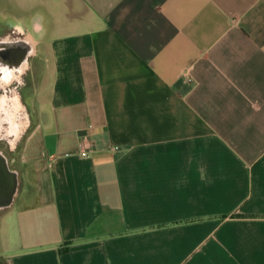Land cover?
Wrapping results in <instances>:
<instances>
[{
    "label": "crops",
    "instance_id": "1",
    "mask_svg": "<svg viewBox=\"0 0 264 264\" xmlns=\"http://www.w3.org/2000/svg\"><path fill=\"white\" fill-rule=\"evenodd\" d=\"M3 28L0 264H264V0H0Z\"/></svg>",
    "mask_w": 264,
    "mask_h": 264
},
{
    "label": "rangeland",
    "instance_id": "2",
    "mask_svg": "<svg viewBox=\"0 0 264 264\" xmlns=\"http://www.w3.org/2000/svg\"><path fill=\"white\" fill-rule=\"evenodd\" d=\"M13 31L14 30L9 28H3L0 29V34H5L7 32L8 35H4L2 37L4 38L6 36L9 38L10 34L12 35L15 33ZM2 37H0V39H2ZM1 67H0V86L1 89L3 90V94L2 96H0V129H1L0 132L1 134H5L11 132L12 127L13 126L16 127L15 125L17 126L19 125L20 127L21 125L23 126L24 124L25 126L26 115H25V109L22 105L23 100L19 95L20 85H22L21 73L18 74L19 71H17V75H14L12 79L13 81L11 80L12 82L10 81L8 83H4L3 82L4 71ZM12 67H16V66L8 65L6 68L7 71L12 73V71L14 70L12 69ZM15 81L18 87L12 88L10 85ZM0 147L6 152V154L8 155L11 154V151H9L6 148L4 143L0 142ZM2 249H3V235L0 228V261H1V256L3 254Z\"/></svg>",
    "mask_w": 264,
    "mask_h": 264
},
{
    "label": "water",
    "instance_id": "3",
    "mask_svg": "<svg viewBox=\"0 0 264 264\" xmlns=\"http://www.w3.org/2000/svg\"><path fill=\"white\" fill-rule=\"evenodd\" d=\"M9 43H14L9 41ZM19 42L16 41L14 44H16L15 47H4V49L0 50V54L3 56L1 58L4 59V62H6V65H20V60H18V55L16 54V51L18 50V44ZM14 54L17 55L14 58ZM20 55V54H19ZM18 190V175L17 172L10 168L7 158L4 155L2 151H0V210L5 209L9 207L13 199L16 195V192Z\"/></svg>",
    "mask_w": 264,
    "mask_h": 264
},
{
    "label": "flooded vegetation",
    "instance_id": "4",
    "mask_svg": "<svg viewBox=\"0 0 264 264\" xmlns=\"http://www.w3.org/2000/svg\"><path fill=\"white\" fill-rule=\"evenodd\" d=\"M9 36H11V34L9 35ZM17 45H19V44H17ZM15 47L16 46V44H14V43H9V40H6V39H4V40H2V41H0V50L2 49H4V47L6 48V47ZM17 51H19V48L17 47ZM17 56V55H16ZM2 57V56H1ZM2 59V58H1ZM0 66H2V62H1V60H0ZM2 69H3V71H4V68H3V66L1 67ZM19 69H21V67L19 66ZM12 79L9 77V76H6L5 75V73H4V77H3V82L4 83H8V82H10ZM13 81V80H12ZM11 81V82H12ZM12 88H17L18 87V85L16 84V81L15 82H13L11 85H10ZM10 86H8V87H10ZM2 94H3V90L1 89V86H0V96H2ZM0 131H1V129H0ZM2 136H3V134H1V132H0V142L1 143H4L5 144V146H6V148L8 149V150H10V143L8 142V141H6L5 139H2ZM0 149H1V147H0Z\"/></svg>",
    "mask_w": 264,
    "mask_h": 264
},
{
    "label": "bare ground",
    "instance_id": "5",
    "mask_svg": "<svg viewBox=\"0 0 264 264\" xmlns=\"http://www.w3.org/2000/svg\"><path fill=\"white\" fill-rule=\"evenodd\" d=\"M19 51H16V54H18L19 55ZM1 54H0V60H1V62H2V66H3V68H4V73H5V75L6 76H9L11 79H13V77H14V75L12 74V73H10L9 71H7V65H6V62H4V59L2 58L1 59ZM3 57V56H2ZM15 57H16V55L14 54V57H12V58H14L15 59ZM1 65V64H0ZM20 67H21V70L24 68V66H25V61L23 60V61H21V63H20V65H19Z\"/></svg>",
    "mask_w": 264,
    "mask_h": 264
},
{
    "label": "built area",
    "instance_id": "6",
    "mask_svg": "<svg viewBox=\"0 0 264 264\" xmlns=\"http://www.w3.org/2000/svg\"><path fill=\"white\" fill-rule=\"evenodd\" d=\"M87 139L85 138L84 140H83V145H84V149L81 151V154L82 155H87V151L85 150V148H86V144H87ZM114 148H117L116 146L114 147Z\"/></svg>",
    "mask_w": 264,
    "mask_h": 264
}]
</instances>
